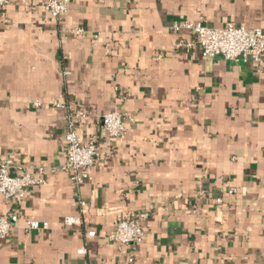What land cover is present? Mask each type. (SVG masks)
I'll list each match as a JSON object with an SVG mask.
<instances>
[{
  "label": "crops",
  "instance_id": "0c3cea01",
  "mask_svg": "<svg viewBox=\"0 0 264 264\" xmlns=\"http://www.w3.org/2000/svg\"><path fill=\"white\" fill-rule=\"evenodd\" d=\"M175 21L264 32V0H70L60 19L44 0L0 8V155L57 168L20 203L0 193V215L19 216L0 264H264V66L177 47L193 36ZM69 105L102 152L101 116L132 117L79 186L59 169ZM131 214L144 236L119 250L106 236Z\"/></svg>",
  "mask_w": 264,
  "mask_h": 264
},
{
  "label": "built area",
  "instance_id": "2783aa9c",
  "mask_svg": "<svg viewBox=\"0 0 264 264\" xmlns=\"http://www.w3.org/2000/svg\"><path fill=\"white\" fill-rule=\"evenodd\" d=\"M10 0H0V8L6 6ZM70 0H44V6L51 16L60 19L68 10ZM187 29L192 38L189 41H178L177 47H185L190 50L197 46L203 58L221 56L224 59L242 58L252 60L259 67L264 66V32L259 27H248L243 24L229 23L221 28L208 27L200 22L175 21L172 29L178 31ZM81 27L71 29L73 34H80ZM34 106H40L41 101H33ZM56 107H63L59 101H54ZM65 162L59 169L68 173L71 183L79 186L83 181L90 180V169L98 159H107L113 152L116 143L121 142L127 132V124L132 117L125 111L111 110L100 118V132L104 138L106 149L102 152L99 147L98 137L91 135L84 138L78 127L86 118V112L69 105L66 113ZM48 170L54 172L55 167L45 165H30L22 167L17 165L10 157L0 155V193L11 198L17 203L23 201L29 194V190L36 185L45 182L43 173ZM36 173L33 174L32 172ZM218 203L220 198L216 200ZM80 215H68L64 218V224L72 226L81 222V216L86 212L87 204L84 200L79 201ZM144 215L131 214L116 220L115 227L106 238L113 242L120 250L123 246L139 243L144 236L141 217ZM17 212L9 216L0 215V239H5L10 232L11 226L18 220ZM47 226L46 222L40 224L34 220H28L25 224L27 230ZM88 236H94L95 231L87 232ZM80 252L83 250H79Z\"/></svg>",
  "mask_w": 264,
  "mask_h": 264
}]
</instances>
